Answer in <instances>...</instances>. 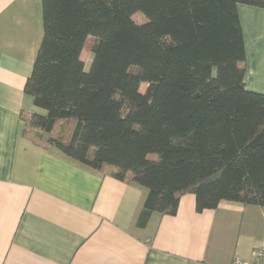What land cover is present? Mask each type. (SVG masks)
<instances>
[{"label":"trees","instance_id":"1","mask_svg":"<svg viewBox=\"0 0 264 264\" xmlns=\"http://www.w3.org/2000/svg\"><path fill=\"white\" fill-rule=\"evenodd\" d=\"M240 3L264 7L41 0L42 38L24 92L45 112L21 113L23 134L93 169L123 168L147 189L140 226L154 211L174 214L187 192L197 211L222 200L264 207V94L245 88Z\"/></svg>","mask_w":264,"mask_h":264},{"label":"crops","instance_id":"2","mask_svg":"<svg viewBox=\"0 0 264 264\" xmlns=\"http://www.w3.org/2000/svg\"><path fill=\"white\" fill-rule=\"evenodd\" d=\"M237 13L245 88L264 94V7ZM42 32L41 0H0V264H232L264 249V207L197 211L187 192L140 226L147 189L123 168L93 169L25 136L21 113L45 112L24 92Z\"/></svg>","mask_w":264,"mask_h":264},{"label":"rangeland","instance_id":"3","mask_svg":"<svg viewBox=\"0 0 264 264\" xmlns=\"http://www.w3.org/2000/svg\"><path fill=\"white\" fill-rule=\"evenodd\" d=\"M134 17H135V19H137V20H140V19H141V18H140L141 16H140L139 14H135ZM93 41H94V37H93V36H88V37L86 38V40H85V43H84L83 49H82V51H81V55H80V57H81L82 61L84 62V66H85L86 69L88 68V66H89V64H90V62H91V59H92L91 46H92ZM146 86H147L146 83H141V84L139 85V90H140L141 92H144L145 89H146ZM43 136L46 137V133L43 132Z\"/></svg>","mask_w":264,"mask_h":264},{"label":"built area","instance_id":"4","mask_svg":"<svg viewBox=\"0 0 264 264\" xmlns=\"http://www.w3.org/2000/svg\"><path fill=\"white\" fill-rule=\"evenodd\" d=\"M232 264H264V249L255 248L252 251L250 260H241L239 258H234Z\"/></svg>","mask_w":264,"mask_h":264}]
</instances>
